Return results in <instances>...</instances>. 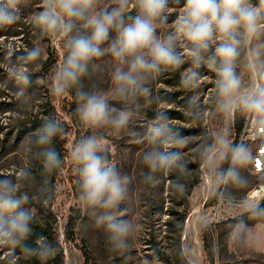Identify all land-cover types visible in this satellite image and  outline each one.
<instances>
[{
	"label": "clouds",
	"instance_id": "1",
	"mask_svg": "<svg viewBox=\"0 0 264 264\" xmlns=\"http://www.w3.org/2000/svg\"><path fill=\"white\" fill-rule=\"evenodd\" d=\"M173 3L179 6V11L172 22L169 15L174 9L169 0H110L106 4L102 0H39V11L31 19L40 40H50L60 51L50 77L51 94L54 97L74 94L76 122L91 130L92 134L73 139L67 159L76 176L79 203L95 227L106 233L114 251L127 247L133 231L120 207L127 199L130 180L109 159L104 147L106 137L96 132L105 128L119 132L126 128L133 106L141 99H152L150 85L161 76L181 69L187 58L192 67L182 71L181 83L194 89L202 80H210L217 109L247 115L255 126V137L264 139V0H173ZM25 6L26 0H0V28L20 21ZM44 51L42 43L34 44L17 58L18 63L9 67L8 76L21 86L17 97L22 103L27 102V89L33 82L29 65L40 66ZM242 54L249 84H245L237 70ZM105 56L113 64L110 89L85 90V78L99 71L100 65L95 62ZM203 67L213 73L212 78L201 76L199 70ZM110 96L118 98L124 106L116 107ZM57 117H45L27 143L28 152L40 161L48 175L62 171L65 164L53 146L54 138L67 135L66 120ZM168 118L166 111L157 112L155 122L146 130L150 147L143 153L142 163L150 173L187 167L182 163V154L170 150L185 141L183 133L169 126ZM204 154L206 163H215L218 156L230 164L227 169L215 172L217 185L229 182L246 185L238 169L249 165L251 155L243 142H230L221 136L215 145L204 148ZM31 175L30 169H24L0 176V248L8 249L13 258L19 248L26 256H35L43 262L53 258L59 246L42 235L28 243L33 235L35 212L28 206L31 197L22 190V183ZM144 179L151 181L153 176L149 174ZM175 186L183 188L179 178ZM250 192L252 188H247L239 205L243 208L242 215L264 220V186H257L255 196L249 195ZM231 203L237 206V202ZM247 231L246 222L236 218L235 238L243 240Z\"/></svg>",
	"mask_w": 264,
	"mask_h": 264
},
{
	"label": "rangeland",
	"instance_id": "2",
	"mask_svg": "<svg viewBox=\"0 0 264 264\" xmlns=\"http://www.w3.org/2000/svg\"><path fill=\"white\" fill-rule=\"evenodd\" d=\"M108 2L110 0H102V3ZM169 3L174 9L169 15L172 22L179 6L173 0ZM38 5L39 0H26L21 20L0 28V176L31 170L32 175L23 181L22 190L30 194L28 206L35 212V224L42 225L48 233L44 237L59 247L53 258L43 262L35 256H26L19 248L15 258L8 249L0 248V264H56L61 253L64 264H170L176 260H180V264H186V260L191 264H264V220L242 215L243 208L239 206L247 188L257 182L256 178L247 166L238 169L246 185L236 186L231 182L217 185L215 172L227 169L230 164L218 156L215 163H206L204 154V148L215 145L218 137L236 142L230 137L231 131L248 116L239 111L234 114L219 111L210 80H202L194 89L186 88L181 83V73L192 67L187 58L178 76L170 72L150 85L152 99H141L133 106L126 128L119 132L108 128L96 132L106 137L104 147L109 159L130 180L127 199L120 207L124 218L133 225V231L125 249L114 251L111 248L106 233L95 227L78 201L76 176L67 159V149L74 138L92 133L76 122L74 94L66 97L51 94L50 77L60 51L50 40L41 41L32 26L31 19L39 11ZM37 43L43 44L44 57L40 66L29 65L33 82L27 89V102L22 103L17 97L21 86L8 76V70ZM95 63L100 69L85 78L84 88L107 92L113 67L111 58L105 56ZM237 70L245 84H249L243 54ZM89 71H92L91 66ZM199 71L201 76L213 77L206 67ZM109 99L118 108L124 106L118 98L110 96ZM189 100L193 103L189 104ZM161 110L167 112L169 126L183 133L185 143L170 150L180 152L182 163L187 167L168 173H150L142 163V155L150 147L146 130ZM57 115L66 120L67 135L62 137L66 155L63 170L52 178L53 173L46 174L40 161L30 155L27 143L29 135L45 117ZM149 174L153 179L146 181L144 177ZM177 178L183 184L182 189L175 186ZM233 201L237 206H232ZM236 218H242L248 225L243 240H237L233 233ZM205 240L213 248V260ZM181 249L186 260L181 259ZM163 252L170 259L162 258Z\"/></svg>",
	"mask_w": 264,
	"mask_h": 264
},
{
	"label": "built area",
	"instance_id": "3",
	"mask_svg": "<svg viewBox=\"0 0 264 264\" xmlns=\"http://www.w3.org/2000/svg\"><path fill=\"white\" fill-rule=\"evenodd\" d=\"M254 125L249 117H246L241 131L236 134V142H243L251 155V162L248 165L249 172L256 178L257 182L252 187L251 196L257 195L258 185L264 186V139L256 138L254 134Z\"/></svg>",
	"mask_w": 264,
	"mask_h": 264
},
{
	"label": "trees",
	"instance_id": "4",
	"mask_svg": "<svg viewBox=\"0 0 264 264\" xmlns=\"http://www.w3.org/2000/svg\"><path fill=\"white\" fill-rule=\"evenodd\" d=\"M179 72H180V69L179 70H176V71H173L174 75L178 76L179 75ZM242 125L243 124H240L238 125V127H234L231 131V135L230 137L233 139L236 137L235 133L238 134L241 129H242ZM236 140V139H235ZM53 146L57 149V151L60 153L61 157L64 158L65 155H66V149H65V142H64V139L62 137H57V138H54L53 140ZM58 172H54L53 173V177L52 178H55L57 176ZM33 230H34V235H33V240L32 243L35 241V239L39 236H45L47 233V230L42 226V225H39V224H33ZM205 245L208 249V252H209V255L211 256L212 260L214 258V251H213V248L212 246L208 243V241L205 240ZM162 254V258H167V259H170V257L168 256L167 253L163 252L161 253ZM63 253H61V256H59L57 258V261H56V264H64V256H62ZM181 256V255H180ZM181 259L183 260H186L185 257L181 256ZM170 264H180V260H176L175 262L173 261H170ZM186 264H190L189 261L186 260Z\"/></svg>",
	"mask_w": 264,
	"mask_h": 264
}]
</instances>
